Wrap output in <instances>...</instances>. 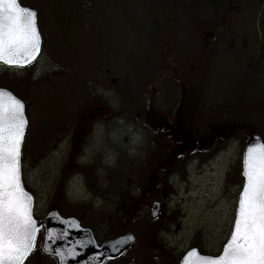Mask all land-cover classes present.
<instances>
[{"label":"rangeland","instance_id":"rangeland-1","mask_svg":"<svg viewBox=\"0 0 264 264\" xmlns=\"http://www.w3.org/2000/svg\"><path fill=\"white\" fill-rule=\"evenodd\" d=\"M20 2L38 12L42 56L28 70L5 71L0 66V86L12 89L27 105L22 172L28 189L36 193V216L45 215L55 202L53 196L60 193L61 211L93 221L99 237L121 230L119 220L111 222L116 193L105 173L113 178L122 174L129 143L139 141L125 164L141 160L145 151L153 158L155 145L147 128L136 123L140 115L135 107L158 102L164 108L167 99L160 88L165 85L167 98L174 96V113L180 116L174 119L181 130L190 132V121L200 113L195 124L203 128L205 139L180 144L174 137V158L180 165L183 159L177 157H186L187 164L174 176V195L164 206L163 221L129 226L126 230L136 236L135 245L107 264H178V258L195 246L217 252L228 233L240 186L243 142L235 124L224 133L218 130L224 144L207 140L204 123H218L229 112L241 110L242 119L259 121L264 133V0ZM221 29L232 33L227 42L219 41ZM211 33L212 42L217 39L209 48ZM96 97L110 98L121 119L109 125L111 143L103 133L98 136L100 129H108L105 124L96 125L87 140L92 148L104 143L108 151L114 144L116 158L115 168L111 162L99 181L108 187L90 190L85 176L76 174L79 168L65 173L61 141L71 134V121ZM117 212L125 215L127 209ZM43 239L40 231L25 264H57L41 253Z\"/></svg>","mask_w":264,"mask_h":264},{"label":"snow or ice","instance_id":"snow-or-ice-1","mask_svg":"<svg viewBox=\"0 0 264 264\" xmlns=\"http://www.w3.org/2000/svg\"><path fill=\"white\" fill-rule=\"evenodd\" d=\"M38 13L20 0H0V64L24 67L41 53ZM28 119L25 102L0 87V264H23L35 248L40 225L34 218V196L22 180V144ZM242 182L234 194L229 230L218 251L189 248L181 264H264V140L247 142L240 153ZM79 228L80 225L69 224ZM48 239H65L66 231L47 229ZM132 237H121L125 243ZM67 256L95 244L92 237L69 241ZM119 243V241H117ZM117 251L116 244H113ZM60 264L63 252L56 250Z\"/></svg>","mask_w":264,"mask_h":264},{"label":"flooded vegetation","instance_id":"flooded-vegetation-1","mask_svg":"<svg viewBox=\"0 0 264 264\" xmlns=\"http://www.w3.org/2000/svg\"><path fill=\"white\" fill-rule=\"evenodd\" d=\"M221 30L222 32L218 36L219 41L221 43L227 42L230 39L228 35H231L232 33L227 31V29ZM208 36V45L210 46L209 48H211V45L215 44L217 38L212 42L211 38H214L215 34L211 33ZM234 41L235 39L230 42L231 46H234ZM170 97V99L166 100V106L170 107L171 110H168L166 106L164 108L159 107L158 102H151L147 107H135L137 108V114L140 115L137 116L138 122L136 123L142 124L143 127L147 128L145 130L150 132L152 137V147L155 145L154 155L151 159V155L145 151L144 155L141 156V160L134 163L128 162L127 160L125 164L126 158L136 152L135 144L139 141L129 143L128 153L123 162V167H125L126 170H123L122 167V174L117 178L110 177L105 173L106 170L111 167V162H114L115 168L116 158L114 154V144L110 146L111 151H108V149L104 147V143L96 145L93 148L87 144V140L96 125L105 124L106 126H109L116 119H121V115H118L112 109L110 98L104 101L99 97H96V101L91 106L80 111L74 118V121H71L73 127L71 134L61 141L62 144L65 143L62 147V149H65V173L67 174V169H70L71 172H73L75 168H79L80 171L76 174H83L86 179V187L93 190L97 187L101 189L108 187L104 183H99V181H102L104 178L102 175L104 172L106 180L109 181L111 185H115L113 187L109 186L110 190L119 194L121 199H123V202L121 201L120 203V208L124 207L127 209V213L124 216L128 219L130 215L132 216L131 224L137 222L143 224L162 222L166 214L164 206L167 204L170 196L174 195V172L178 166V161L176 162L174 158V151L176 150L174 148V128L180 123L174 119V115L178 117L180 116L177 115V113H174V96L170 95ZM160 102L162 103V101ZM136 112L133 114H136ZM123 114L124 113H122V115ZM146 114L147 116L144 118ZM160 118H163L164 122H160ZM232 118L233 117L230 114L223 116L218 123L205 122L204 128L206 130L207 140L212 141L213 139L214 142L219 140L216 143L224 144L222 138L224 135L219 134L218 130L221 129L222 133L226 132L229 126L227 127L224 123H227L228 125L232 124ZM191 121H195V118L193 117ZM234 122L235 128L237 129L240 119L235 117ZM164 127L166 129L165 132L163 129ZM109 128L110 126L106 132L100 129L98 136L100 133H103L105 141L111 143L112 141L109 139L113 137V132ZM198 137L201 138V141H204L205 133ZM181 140L180 144H184L183 142H185V144L188 142L192 144L198 141L189 136H181ZM232 142L235 141L233 140ZM35 194L36 193L34 192V197ZM53 198L55 199V202L50 205L49 211L54 209L61 211L60 205L62 204V199L64 200V197L58 193L55 194ZM68 214V216L75 215L78 217L84 228H90L94 224L93 221L83 218L82 215H76L69 212ZM159 219L161 221H159ZM92 231L99 243L106 239L105 235L99 237L94 229H92Z\"/></svg>","mask_w":264,"mask_h":264},{"label":"water","instance_id":"water-1","mask_svg":"<svg viewBox=\"0 0 264 264\" xmlns=\"http://www.w3.org/2000/svg\"><path fill=\"white\" fill-rule=\"evenodd\" d=\"M41 49H42V45H41ZM34 61L35 60H33L31 63H33ZM28 65H25L24 67H27ZM7 67H15V66H7ZM25 114H26V105H25ZM26 132H27V128H26ZM26 132H25V135H26ZM256 138L263 140L262 137L257 134L250 135L244 143V148L247 142L254 141ZM22 147H23V144H22ZM34 205H33V212H34ZM37 221H38V224L40 225V228L41 227L44 228V243H43L41 252L46 256L55 257L58 261V264H60V257L55 254L56 250L63 252V254L66 257V264H104L108 260H115L121 257L135 243L134 235L131 233H127L115 239L108 240L104 242L102 245H98L96 242L95 244L88 245L87 247L83 249H81L80 246L77 245L76 252L78 254L75 255L74 257L67 256V253L70 248V245L68 243L69 241L74 242L76 240L85 239L86 237H89V236L94 239L92 232L88 229H83L81 227L79 228L68 227L69 224H76V223L79 224V222L74 218H69V219L63 218L59 214L58 211H52L49 214H47L41 221L39 220ZM49 228L55 229L57 230V232L66 231L68 235L65 239H58V238L48 239L46 230ZM129 235L132 237L131 240L127 241L126 243L123 240H121V237H126ZM117 241H119V243H117ZM113 244H116V248H119L118 251L114 247H112ZM26 260L23 262V264H25ZM179 264H181V260Z\"/></svg>","mask_w":264,"mask_h":264},{"label":"trees","instance_id":"trees-1","mask_svg":"<svg viewBox=\"0 0 264 264\" xmlns=\"http://www.w3.org/2000/svg\"><path fill=\"white\" fill-rule=\"evenodd\" d=\"M240 128H241L240 136H242L241 140L243 143H244L245 139L247 138V136L250 134L259 133L261 135H264V133H261L260 122L256 121L255 119H252V118L247 119V120L243 119V122L240 123ZM114 228L117 230V226L114 225ZM111 236H114V235H111ZM165 250H166L165 248H162L161 252L168 254V252H166Z\"/></svg>","mask_w":264,"mask_h":264}]
</instances>
